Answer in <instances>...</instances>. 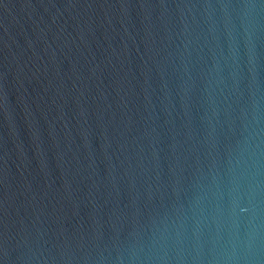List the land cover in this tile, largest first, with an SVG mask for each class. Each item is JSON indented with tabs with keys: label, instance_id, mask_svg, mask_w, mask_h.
<instances>
[{
	"label": "water",
	"instance_id": "95a60500",
	"mask_svg": "<svg viewBox=\"0 0 264 264\" xmlns=\"http://www.w3.org/2000/svg\"><path fill=\"white\" fill-rule=\"evenodd\" d=\"M0 264H264V0H0Z\"/></svg>",
	"mask_w": 264,
	"mask_h": 264
}]
</instances>
